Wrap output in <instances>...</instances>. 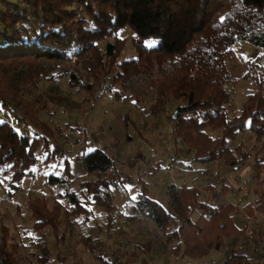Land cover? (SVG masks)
<instances>
[{
    "label": "trees",
    "instance_id": "1",
    "mask_svg": "<svg viewBox=\"0 0 264 264\" xmlns=\"http://www.w3.org/2000/svg\"><path fill=\"white\" fill-rule=\"evenodd\" d=\"M124 30L132 35L122 37ZM240 42L264 49V0H0V102L24 111L37 129L29 137L8 122L0 123V172L10 177L8 193L22 191V181L34 175L39 153L46 155V163L65 156L57 143L59 129L39 120L36 102L22 99L23 88L41 79L59 82L69 77L72 88L91 94L90 110L110 78L112 86L123 87L115 92L120 100L144 77L148 93L158 97L153 113L168 98L182 102L171 116L173 133L194 152V161L210 169L217 160L220 167L238 170L264 141V66L259 62H242L246 73L241 80L255 91L242 110L231 112L229 87L235 81L228 63L238 61L235 46ZM125 50L130 56L121 60ZM208 130L221 131V136L214 138ZM247 133L252 134L250 149L242 143L246 137L241 138ZM90 147L81 148L85 176L76 175V191L71 189L76 180L69 159L59 175L47 177V184L59 189L58 199L67 197L70 206L56 201L51 207L46 195L28 198L34 233L52 229L59 235L64 225L89 224L92 206L104 209L114 224L119 207L113 189L131 182L140 188L133 212L156 227L176 257L205 258L244 237L245 225L235 222L238 205H214L201 200V189L172 183L166 189L167 208L150 194L145 173L135 180L126 177L104 149ZM139 162L136 154L127 165L138 169ZM256 163L253 193L264 214V155ZM242 210L252 214L254 207L247 204ZM85 245L99 264H113ZM152 248L150 244L143 251ZM18 252L11 228L0 219V264H20ZM220 264L257 262L239 248L228 250Z\"/></svg>",
    "mask_w": 264,
    "mask_h": 264
},
{
    "label": "rangeland",
    "instance_id": "2",
    "mask_svg": "<svg viewBox=\"0 0 264 264\" xmlns=\"http://www.w3.org/2000/svg\"><path fill=\"white\" fill-rule=\"evenodd\" d=\"M130 35L131 30L121 32L122 37ZM235 50L238 61L228 63L235 81L229 87L233 95L232 113L242 110L248 94L255 91L254 86L241 80L246 73L242 62L257 61L264 66V49L240 42L235 46ZM128 56L130 53L125 50L121 60ZM83 73L82 71L81 74ZM69 80V77L61 78L59 82L41 79L35 84L26 85L22 92L24 101L37 103L39 120L59 129L57 143L62 146L65 156L46 163V155L39 153V163L32 168L34 175L22 181V191L19 193H8L10 177L3 175V171L0 172V219L11 228L13 241L19 244L20 264H99L85 244L94 247L101 255H107L113 264H220L227 250L243 246L244 237L236 244H227L224 251L214 252L205 258L174 256L163 243L156 227L145 217L133 212L132 207L140 188H134L135 184L131 182L124 183L119 189H113L114 201L119 207L114 224L109 223L104 209L92 206L89 224L74 228L64 225L60 228L59 235H55L52 229L34 233V221L27 208L28 198L46 195L50 199L51 207L56 201H60L65 207L70 206L67 197L58 199L59 189L49 186L47 177L53 173L59 175L65 167V159H69L73 164L75 155L82 158L81 148L84 145L91 146L89 150H93V142H99L116 160L117 167L126 177L131 176L135 180L138 175L145 173L150 194L167 208L169 197L166 189L168 185L175 183L179 186L185 184L201 188V200L214 205L224 204L235 198V203L240 205L242 212L247 203L240 198V194L243 191H248L251 197L254 194L253 187L257 183L256 159L264 155L263 141L256 146L255 157L245 162L238 170L222 166L218 173L213 175L209 172V167L194 161V152L188 151L187 146L174 136V122L171 116L173 118L176 115L177 107L182 102L168 98L166 105L157 108L153 113L152 107L158 97L154 93H148L144 77L136 79L125 97L120 100L116 99L115 92L123 91V87L112 86L113 81L110 78L104 83L89 110V101L93 99L91 94L80 88H72ZM4 122L12 124L29 137H33L37 131L35 123L30 122L24 111L16 108L14 104L3 106L0 102V123ZM22 126H27L28 130H22ZM208 131L214 138L221 136V131ZM243 137L246 138L242 143L245 148L250 149L253 144L252 134L247 133L241 136ZM66 143H73V146ZM136 154L140 155V165L138 169L130 168L127 163ZM72 170V180H76V169L73 167ZM197 173H201L200 177L195 178ZM78 183L79 180H76L71 187L72 191H76ZM227 188L228 192L223 193ZM198 217L199 213H196L193 219ZM241 218L242 216L238 215L235 217L238 226L244 224ZM259 225L263 227L258 237L261 248L259 251L246 253L257 264H264V222L259 221ZM150 244L153 248L144 253L143 249Z\"/></svg>",
    "mask_w": 264,
    "mask_h": 264
},
{
    "label": "built area",
    "instance_id": "3",
    "mask_svg": "<svg viewBox=\"0 0 264 264\" xmlns=\"http://www.w3.org/2000/svg\"><path fill=\"white\" fill-rule=\"evenodd\" d=\"M22 130L27 131V126H22ZM96 138V137H95ZM66 145L73 146V143H66ZM93 146L97 149H103V147L100 145V143H94ZM219 162L213 161L211 164V174L216 175L219 171ZM240 198L246 202L247 204H250L254 207V212L252 214H247L243 211V223L245 225V235H244V244L241 247L244 251H259L261 248V245L259 243L258 237L259 233L261 232V229L263 228L261 225H259V221L264 222V214L261 213L257 207H258V201L259 197L255 194H252V197L249 195L248 191H243L240 194ZM246 204V205H247ZM228 251V250H227Z\"/></svg>",
    "mask_w": 264,
    "mask_h": 264
},
{
    "label": "crops",
    "instance_id": "4",
    "mask_svg": "<svg viewBox=\"0 0 264 264\" xmlns=\"http://www.w3.org/2000/svg\"><path fill=\"white\" fill-rule=\"evenodd\" d=\"M250 139V138H249ZM92 147L93 148H95L93 145H92ZM72 166L74 167V169H76V175H78V176H85V168H84V165H83V160H82V158H80V157H78V156H76L75 155V159H74V162H73V164H72ZM201 173H197V176H195V178H198V177H200L199 175H200ZM198 188V187H197ZM201 189V188H200ZM161 190L162 189H160L159 191L161 192ZM157 191H158V189H157ZM238 198V197H237ZM230 202H232V203H234L235 205H237L235 202H236V199L235 198H233V199H230L229 200ZM238 207H239V210L237 211V215L238 216H242V223H243V211L241 212L240 210H241V207H240V205H238ZM241 213H240V212ZM236 215V216H237Z\"/></svg>",
    "mask_w": 264,
    "mask_h": 264
}]
</instances>
